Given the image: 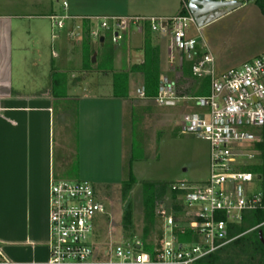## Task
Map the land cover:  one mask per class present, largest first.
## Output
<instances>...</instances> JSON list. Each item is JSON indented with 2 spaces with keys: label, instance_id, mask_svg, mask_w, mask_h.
I'll use <instances>...</instances> for the list:
<instances>
[{
  "label": "crops",
  "instance_id": "1",
  "mask_svg": "<svg viewBox=\"0 0 264 264\" xmlns=\"http://www.w3.org/2000/svg\"><path fill=\"white\" fill-rule=\"evenodd\" d=\"M182 9L183 0H0V264L48 262L52 183L105 185L109 173L128 179L136 133L153 141L167 132L182 136L186 106L138 96L144 88L138 65L154 67L160 85L167 79L183 87L186 64L180 68L169 24L165 33L149 23L130 26L107 59L111 70L90 68L83 55L79 77L67 76L74 44L91 37L98 19L170 20ZM54 18H64L63 28ZM105 79L107 95L99 92Z\"/></svg>",
  "mask_w": 264,
  "mask_h": 264
},
{
  "label": "built area",
  "instance_id": "2",
  "mask_svg": "<svg viewBox=\"0 0 264 264\" xmlns=\"http://www.w3.org/2000/svg\"><path fill=\"white\" fill-rule=\"evenodd\" d=\"M185 8L186 16L170 20L98 19L93 35L98 39L100 33L108 32L117 44L130 26L149 23L151 31L165 33L169 24L180 68L190 64V75L205 87L202 90L207 94L180 96L176 84L164 79L154 98L158 106H186L182 135L200 139L210 148L206 182L200 186L188 182L170 186L184 207L183 222L188 231L161 206L158 216L163 223V238L153 255L143 251L140 241L111 243L97 250V223L106 209L97 200L93 185L88 181L54 182L50 188L49 260L45 264H197L237 239L230 238V226L241 223L246 212L261 208L262 194L253 191L258 182L247 169L260 155L257 145L264 141V54L219 72L202 43L190 36L192 27L199 28L188 6ZM63 20L54 18L59 28H63ZM138 96L146 97L145 88L138 89ZM187 232L189 241L180 242L179 236Z\"/></svg>",
  "mask_w": 264,
  "mask_h": 264
},
{
  "label": "rangeland",
  "instance_id": "3",
  "mask_svg": "<svg viewBox=\"0 0 264 264\" xmlns=\"http://www.w3.org/2000/svg\"><path fill=\"white\" fill-rule=\"evenodd\" d=\"M191 35L207 47L218 70L240 67L264 54V16L254 1L245 2L241 8L209 24L202 29L201 34L192 27ZM101 36L105 39L104 43L91 33V37L86 36L74 44L76 58L69 63L68 78L79 77L78 67L83 62V55L87 58L90 68L111 70L107 59L116 54L118 46L112 42L110 33L102 32ZM93 57H96V63H92ZM116 80L121 81L120 78ZM179 80L182 86L188 85L183 77ZM99 81L101 82L99 92L107 95L111 91V80L105 79L103 83L102 80ZM189 87L192 89L193 85L190 84ZM180 107L183 109V105ZM132 147L130 153L132 159L128 161V168L130 167L131 171L129 175L125 174L126 178L129 176L128 179H119V176L109 173L101 178L105 185L101 182L88 181L95 189L97 200L103 203L106 209L105 215L100 216L97 223V250H102L103 246L111 243H122L129 235L142 238L146 230H148L146 243L158 247L161 243L158 235L163 231L158 210L161 206L169 210L172 202L169 195L163 197L162 204L157 203L153 209V220H148L144 201L145 197L153 193L148 187H155L158 185L157 181L163 184L170 181L196 182L195 185L200 186L209 177L210 148L208 143L200 139L186 135L171 137L167 132L162 139L153 141L151 135L145 136L138 132L134 135ZM153 147L159 150L157 155ZM73 168L76 170L75 162ZM130 179L134 181L131 184L123 181ZM78 180L84 181L73 178L68 182ZM260 190V185L254 183L253 191ZM127 207L132 208V223L128 232L123 226ZM0 261L3 262L2 257Z\"/></svg>",
  "mask_w": 264,
  "mask_h": 264
},
{
  "label": "trees",
  "instance_id": "4",
  "mask_svg": "<svg viewBox=\"0 0 264 264\" xmlns=\"http://www.w3.org/2000/svg\"><path fill=\"white\" fill-rule=\"evenodd\" d=\"M192 0H183V9L180 12V15L186 16L187 10L185 6H188L189 2ZM219 1V0H213ZM242 4L247 1H254L255 6L259 9L260 13L264 16V0H238ZM189 66L190 64H186L184 68V82L190 86L193 85L192 89L188 85L183 86L178 89V94L180 96H189L193 95H202L207 94L206 91H203V86L200 87L198 81L192 78L189 75ZM138 72L144 74V88L147 97H155L158 93L160 82H159V74L155 71L154 67H145V65H138L136 67ZM207 85V83H206ZM197 87H200L201 90H196ZM205 88V87H204ZM203 91V92H202ZM257 150L260 152V155L257 157L255 162L247 169L251 172L261 187L262 194V206L258 210L246 212L243 215V220L239 224H234L230 226V238H237L232 241L226 247L220 249L216 253L206 257L201 260L197 264H264V245L260 239V232L262 233V237L264 240V141L257 145ZM133 183V180L129 181ZM171 184H163L156 185L155 187H148L149 190L152 189L153 193L151 196L145 197V213L146 217L149 220H153V209L155 205L159 202L162 204V199L165 196H170L171 199V207L169 208V212L173 214L177 222L179 223L182 229L187 230L186 223L183 222L184 218V207L177 202V196L170 191ZM125 216L123 218V226L124 229L128 232L130 230L131 225V207H127L125 210ZM148 236V230H146L145 234L142 238H136L133 235H129L128 238L123 240L122 243L130 244L135 243V241H140L142 244V249L145 252L150 254H154L155 250L159 247H152L148 243H146V238ZM179 236V234H178ZM160 241L163 238V231H161L158 235ZM180 242L189 241L190 236L187 232L184 236H179ZM1 262V261H0Z\"/></svg>",
  "mask_w": 264,
  "mask_h": 264
},
{
  "label": "water",
  "instance_id": "5",
  "mask_svg": "<svg viewBox=\"0 0 264 264\" xmlns=\"http://www.w3.org/2000/svg\"><path fill=\"white\" fill-rule=\"evenodd\" d=\"M243 4L239 1L224 2L213 0H192L188 4V9L193 17L196 26L199 29L213 23L214 21L226 16L227 14L241 8ZM103 43V39L100 40ZM96 62V57H93L92 63ZM260 239L264 245L262 233Z\"/></svg>",
  "mask_w": 264,
  "mask_h": 264
}]
</instances>
